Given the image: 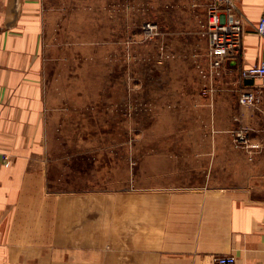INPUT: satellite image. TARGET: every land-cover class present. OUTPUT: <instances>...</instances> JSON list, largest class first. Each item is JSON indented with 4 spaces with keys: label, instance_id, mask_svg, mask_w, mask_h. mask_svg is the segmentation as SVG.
I'll use <instances>...</instances> for the list:
<instances>
[{
    "label": "crops",
    "instance_id": "obj_1",
    "mask_svg": "<svg viewBox=\"0 0 264 264\" xmlns=\"http://www.w3.org/2000/svg\"><path fill=\"white\" fill-rule=\"evenodd\" d=\"M236 8L241 51L224 62L213 97L200 101L208 142L194 147L230 158H211L201 185L164 189V199L107 194L89 205L88 194L49 187L42 137L56 125L57 96L49 95L42 39L50 9L46 0H0V264H213L227 255L264 264V88L239 78L264 62L255 31L264 0ZM244 91L255 106L239 104ZM237 133L246 148L232 143Z\"/></svg>",
    "mask_w": 264,
    "mask_h": 264
},
{
    "label": "rangeland",
    "instance_id": "obj_2",
    "mask_svg": "<svg viewBox=\"0 0 264 264\" xmlns=\"http://www.w3.org/2000/svg\"><path fill=\"white\" fill-rule=\"evenodd\" d=\"M211 2L46 0L51 191L88 194L89 205L107 194L164 199L201 185L211 158H230L194 149L208 142L198 106L209 99L199 72Z\"/></svg>",
    "mask_w": 264,
    "mask_h": 264
},
{
    "label": "built area",
    "instance_id": "obj_3",
    "mask_svg": "<svg viewBox=\"0 0 264 264\" xmlns=\"http://www.w3.org/2000/svg\"><path fill=\"white\" fill-rule=\"evenodd\" d=\"M240 0H212L208 6V18L205 24L207 40L206 65L200 69L202 94L211 99L215 93V82L222 76V66L226 60L235 59L241 51L243 18L236 8ZM256 34L264 38V16L255 28ZM241 81L259 80L264 88V62L239 71ZM241 106H255L256 95L251 91L240 93ZM236 148H246L248 141L243 134L237 133L233 140ZM213 264H237L233 256H214Z\"/></svg>",
    "mask_w": 264,
    "mask_h": 264
},
{
    "label": "bare ground",
    "instance_id": "obj_4",
    "mask_svg": "<svg viewBox=\"0 0 264 264\" xmlns=\"http://www.w3.org/2000/svg\"><path fill=\"white\" fill-rule=\"evenodd\" d=\"M151 29V28H150Z\"/></svg>",
    "mask_w": 264,
    "mask_h": 264
}]
</instances>
